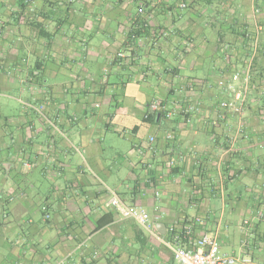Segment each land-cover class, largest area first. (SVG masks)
Segmentation results:
<instances>
[{
	"label": "crops",
	"instance_id": "1",
	"mask_svg": "<svg viewBox=\"0 0 264 264\" xmlns=\"http://www.w3.org/2000/svg\"><path fill=\"white\" fill-rule=\"evenodd\" d=\"M233 73L245 116L214 123ZM186 223L264 264V0H0V264H177L161 240Z\"/></svg>",
	"mask_w": 264,
	"mask_h": 264
},
{
	"label": "built area",
	"instance_id": "2",
	"mask_svg": "<svg viewBox=\"0 0 264 264\" xmlns=\"http://www.w3.org/2000/svg\"><path fill=\"white\" fill-rule=\"evenodd\" d=\"M187 7L185 2H179L177 9L183 10ZM118 57L122 56V53H117ZM191 85V84H189ZM221 89L229 93L228 99H222L217 102V113L214 123L219 120H224L226 115L236 116L242 121V117L245 116V103H246V87L240 84L238 73H233L228 80L219 82ZM197 109V103L194 101H185L178 108L171 106L168 101L154 98L148 105V111L152 113L158 112L163 119H171L175 112L183 115L190 114ZM178 110V111H177ZM239 126H241L239 124ZM167 141H172L174 135L172 132L165 134ZM155 137L149 136L147 144L144 147L145 151L152 153L154 150ZM138 155H142V148L136 147ZM168 152H170L168 150ZM181 159L182 156L180 155ZM176 159L168 157L165 161L167 167H174ZM157 194V192H156ZM108 205L122 219H129L133 221L141 230L149 235H156L155 221L156 216L149 215L144 209L138 205H134L126 202L122 197L114 190L108 189ZM43 217L47 219L49 217L46 212V207L42 206ZM198 221V219L196 220ZM242 232L247 235L249 232L248 221L244 219L242 221ZM193 233V227L191 223L183 224L178 229L170 228L169 238L161 240L165 247L171 252L174 261L177 264H250V259L245 256L239 255H227L220 251L217 238L215 234H202L197 239L191 238ZM84 245V242L79 243V247ZM241 245H245V240L241 241ZM50 264H69L67 257H61L54 260Z\"/></svg>",
	"mask_w": 264,
	"mask_h": 264
},
{
	"label": "water",
	"instance_id": "3",
	"mask_svg": "<svg viewBox=\"0 0 264 264\" xmlns=\"http://www.w3.org/2000/svg\"><path fill=\"white\" fill-rule=\"evenodd\" d=\"M161 226H163V225H161ZM163 228H164V226H163ZM157 229H158L161 233H164V231L160 230L159 225H157Z\"/></svg>",
	"mask_w": 264,
	"mask_h": 264
}]
</instances>
